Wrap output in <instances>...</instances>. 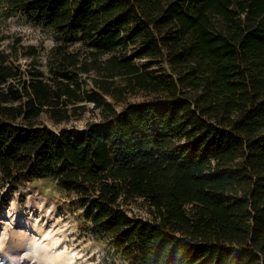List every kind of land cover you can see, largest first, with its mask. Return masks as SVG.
Masks as SVG:
<instances>
[{
    "label": "trees",
    "instance_id": "16d2710c",
    "mask_svg": "<svg viewBox=\"0 0 264 264\" xmlns=\"http://www.w3.org/2000/svg\"><path fill=\"white\" fill-rule=\"evenodd\" d=\"M0 12L61 39L39 61L0 33L5 192L53 180L84 211L99 264H264V0H0ZM86 111L97 119L81 128L43 120Z\"/></svg>",
    "mask_w": 264,
    "mask_h": 264
},
{
    "label": "rangeland",
    "instance_id": "374dc122",
    "mask_svg": "<svg viewBox=\"0 0 264 264\" xmlns=\"http://www.w3.org/2000/svg\"><path fill=\"white\" fill-rule=\"evenodd\" d=\"M0 33L7 34L6 44L21 38L20 46L35 45L40 52L36 59L39 61L61 40L22 13L4 16L0 12ZM28 61L24 57L20 60L24 67ZM140 98L141 95H131L127 100ZM95 119L96 114L88 111L66 124H54L43 117L53 128H81ZM13 192L10 196L0 187V264H99L98 243L80 227L84 211L53 180L41 177L26 181ZM135 211L145 215L137 208Z\"/></svg>",
    "mask_w": 264,
    "mask_h": 264
}]
</instances>
